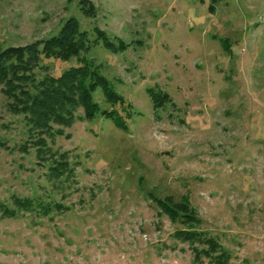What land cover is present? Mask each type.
<instances>
[{
    "label": "rangeland",
    "instance_id": "1",
    "mask_svg": "<svg viewBox=\"0 0 264 264\" xmlns=\"http://www.w3.org/2000/svg\"><path fill=\"white\" fill-rule=\"evenodd\" d=\"M79 1L0 0V49L49 37L70 16L90 43L95 27L127 43L80 54L123 97L122 123L76 120L46 137L41 159L0 86V264H214L195 259L205 243L175 236L185 224L149 193L188 199L199 220L189 228L215 237L225 264H264V0H90L92 16ZM79 64L42 57L34 72ZM150 88L168 100L155 107ZM60 154L69 170L55 177ZM14 197L33 208L3 216Z\"/></svg>",
    "mask_w": 264,
    "mask_h": 264
},
{
    "label": "trees",
    "instance_id": "2",
    "mask_svg": "<svg viewBox=\"0 0 264 264\" xmlns=\"http://www.w3.org/2000/svg\"><path fill=\"white\" fill-rule=\"evenodd\" d=\"M79 4L84 15L94 14L95 9L90 0H80ZM94 32L96 37L90 43L86 31L80 27L79 20L70 16L58 31L49 37L21 46H7L0 49V86L2 93L8 99V110L23 117L29 138L36 146L37 156L41 159L50 153L46 137L62 135L64 133L62 127H71L76 120H91L96 114H101L114 119L117 125L122 123L114 107L123 104V97L99 72L98 66L81 57L80 54L88 51L92 43L101 42L112 52L123 51L127 43L120 39L114 42L100 28L95 27ZM42 57L61 61L76 58L80 64L70 66L59 76H53L47 72L46 67H42L45 72L38 77L34 68ZM98 89L106 102L112 106L110 110L101 108L95 100L94 93ZM148 91L155 107H160L168 100L166 94L155 92L152 88ZM0 144L4 146L2 142ZM49 155L52 157L53 153ZM59 157V160L52 158L53 164L50 166L51 174L55 177L69 170L64 154H60ZM149 196L163 213L172 220L185 224L186 228L177 229L175 236L181 240L205 243L206 246L202 249L194 250L195 259L199 260L201 255H205L214 264L227 262L229 253L221 247L215 237L189 228L199 220L188 199L175 201L171 196L158 198L152 193H149ZM14 204L15 208L12 209L4 206L2 215L13 217L17 215L18 210H28L34 206L30 198L14 197ZM48 209L49 206H45L44 213Z\"/></svg>",
    "mask_w": 264,
    "mask_h": 264
}]
</instances>
